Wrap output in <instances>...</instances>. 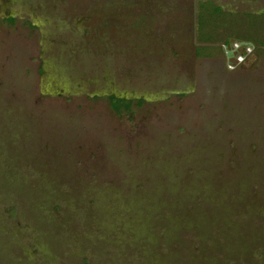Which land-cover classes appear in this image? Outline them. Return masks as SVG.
<instances>
[{"label": "rangeland", "instance_id": "obj_1", "mask_svg": "<svg viewBox=\"0 0 264 264\" xmlns=\"http://www.w3.org/2000/svg\"><path fill=\"white\" fill-rule=\"evenodd\" d=\"M0 264H264V0H0Z\"/></svg>", "mask_w": 264, "mask_h": 264}, {"label": "built area", "instance_id": "obj_2", "mask_svg": "<svg viewBox=\"0 0 264 264\" xmlns=\"http://www.w3.org/2000/svg\"><path fill=\"white\" fill-rule=\"evenodd\" d=\"M220 47L223 57L228 61V68L230 70H233L235 65H244L253 50L244 42L224 43Z\"/></svg>", "mask_w": 264, "mask_h": 264}, {"label": "trees", "instance_id": "obj_3", "mask_svg": "<svg viewBox=\"0 0 264 264\" xmlns=\"http://www.w3.org/2000/svg\"><path fill=\"white\" fill-rule=\"evenodd\" d=\"M111 105L116 111H118L120 108L118 102L114 98H111ZM123 107L127 109L128 106L124 105Z\"/></svg>", "mask_w": 264, "mask_h": 264}]
</instances>
